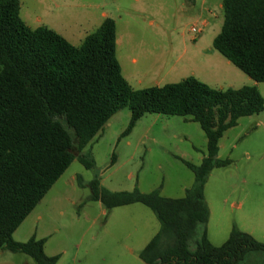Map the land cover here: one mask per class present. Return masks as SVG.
Listing matches in <instances>:
<instances>
[{
    "label": "trees",
    "instance_id": "trees-1",
    "mask_svg": "<svg viewBox=\"0 0 264 264\" xmlns=\"http://www.w3.org/2000/svg\"><path fill=\"white\" fill-rule=\"evenodd\" d=\"M222 8L224 22L213 48L264 83V0H222ZM20 12V0H0V252L24 254L36 264L58 263V255H46L45 239L17 242L13 235L75 159L95 168L84 149L127 108L130 121L121 138L146 114L184 117L198 123L207 138L200 165L183 161L195 180L182 198L163 197L159 189L111 192L98 176L88 184L90 200L107 210L142 204L154 213L160 229L140 259L145 264H264V244L236 227L221 246L209 241L204 197L211 172L231 163L218 159L225 132L240 118L264 111L259 90L215 89L193 76L134 89L117 58L112 18L74 46L48 27L30 28ZM78 182L84 186L81 178Z\"/></svg>",
    "mask_w": 264,
    "mask_h": 264
},
{
    "label": "rangeland",
    "instance_id": "rangeland-1",
    "mask_svg": "<svg viewBox=\"0 0 264 264\" xmlns=\"http://www.w3.org/2000/svg\"><path fill=\"white\" fill-rule=\"evenodd\" d=\"M20 4L21 18L30 28L48 27L75 46L99 28L102 13H107L123 40L117 57L126 75L131 70L128 55L139 52L126 44L129 34L160 28L164 33L157 37L160 43L186 46L193 55L198 49L213 48L224 22L222 0H197L194 4L187 0H20ZM204 21L209 24L203 25ZM194 26L202 30L195 39L191 35ZM205 63L204 59L193 58L192 69L201 75ZM147 65L150 63L141 59L139 67ZM131 81L135 88L152 83L148 78L142 85ZM255 86L264 97V83L255 82ZM129 121L127 108L108 121L83 151L91 153L95 168L88 170L75 159L16 230L15 240L26 242L33 236L46 239L45 253L58 255L57 264H145L127 245L137 246L133 227L142 231L141 215L151 217L160 227L154 213L142 204L107 210L100 202L90 200L88 184L98 176L101 185L111 192L138 189L150 193L159 189L164 197L182 198L195 180L183 161L200 165L207 156V138L198 123L163 114H146L130 134L121 138ZM218 159L231 163L214 169L206 184V200L220 219H214L216 226L212 222L211 235L220 228L231 231L236 227L264 244V111L240 118L236 127L225 132L219 142ZM26 260L36 264L24 254L0 252V264H25Z\"/></svg>",
    "mask_w": 264,
    "mask_h": 264
},
{
    "label": "crops",
    "instance_id": "crops-1",
    "mask_svg": "<svg viewBox=\"0 0 264 264\" xmlns=\"http://www.w3.org/2000/svg\"><path fill=\"white\" fill-rule=\"evenodd\" d=\"M102 16L104 18L103 21L109 17L107 13H102ZM151 24L153 23L151 22ZM208 24L209 22L207 21L203 22V25L205 26H207ZM140 31L141 33L139 34H134V33L129 34L128 38L125 40L128 47H131L132 49L137 47L139 49L138 53L131 52L127 57L128 62L131 65V70L127 71L128 75L125 74L123 65L121 61L118 59L122 68V74L124 78L134 89L162 87L166 84L179 82L190 76L197 78L198 80L206 83L207 85L215 89H227V88L239 89L244 86H255V81H253L251 78L243 74L242 71H240L237 67H235L226 58H222L223 56L213 48H208L206 50L198 49V51L195 54L190 55V49H188L186 46L181 47V45L173 44L172 42L167 44L160 43V41L157 40V37H159L160 39L161 35L164 34L163 30L160 28H155V29L146 28V29H141ZM146 33L152 35L153 37H148ZM87 35L88 34H86L83 37L82 42L84 41ZM116 37H117L116 42H117V50H118L119 45L122 44L123 40L118 36L117 28H116ZM149 39H155L156 42L148 43L147 41ZM193 58L204 59L206 61V63L203 65L204 71L201 73V75L195 69H192L194 68L192 65ZM141 59L142 61H146L147 63H150V65H147L145 68H140L139 63ZM184 59L186 63L181 64V62H183ZM144 78L150 79L152 83L149 86L142 85ZM176 79L178 81H175ZM131 80L136 82L138 85H142V86L136 88L133 87ZM204 197H205V190H204ZM205 202L210 212V217L207 224V237L214 246H221L223 243L226 242L228 234H230V229H228V227L220 228L218 232L216 231L213 236L211 235L210 227L212 225V222L213 225L216 226L214 219L218 220L219 222L220 219L215 217L212 208L210 207V205L206 200V197H205ZM139 219H142V223H143L142 231L139 230L138 226L133 227L134 233L137 236L136 239L137 246L131 247L127 245V249H129L132 253L137 252V254H139L146 247V245L151 241V239L158 233L160 229L159 225L156 222H154V220L151 217L147 215H144L143 217L141 215ZM15 241L20 242V240L17 239ZM44 251H45V246H44ZM25 264H28L27 260Z\"/></svg>",
    "mask_w": 264,
    "mask_h": 264
},
{
    "label": "built area",
    "instance_id": "built-area-1",
    "mask_svg": "<svg viewBox=\"0 0 264 264\" xmlns=\"http://www.w3.org/2000/svg\"><path fill=\"white\" fill-rule=\"evenodd\" d=\"M201 33H202V30L197 28V27H195V26L191 29V35H192L193 39H195L196 37L200 36Z\"/></svg>",
    "mask_w": 264,
    "mask_h": 264
}]
</instances>
